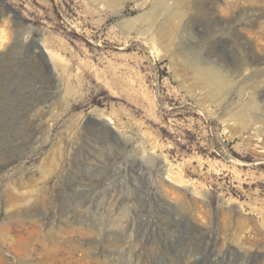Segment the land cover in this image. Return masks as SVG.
<instances>
[{"label": "rangeland", "instance_id": "obj_1", "mask_svg": "<svg viewBox=\"0 0 264 264\" xmlns=\"http://www.w3.org/2000/svg\"><path fill=\"white\" fill-rule=\"evenodd\" d=\"M84 254L264 264V0H0V264Z\"/></svg>", "mask_w": 264, "mask_h": 264}, {"label": "bare ground", "instance_id": "obj_2", "mask_svg": "<svg viewBox=\"0 0 264 264\" xmlns=\"http://www.w3.org/2000/svg\"><path fill=\"white\" fill-rule=\"evenodd\" d=\"M40 50H41V54L43 55V56H45L47 59H49L50 58V53H49V51H48V49L47 48H42V47H40ZM73 248H70L69 250H72ZM84 253V252H83ZM82 258H86V261L87 262H91V263H89V264H110V263H107L106 261H104V260H99V259H97L96 257H91V256H88L87 254H84V256L83 257H81V258H79L78 260H77V262H78V264H81V263H79V260H81ZM111 262V261H110Z\"/></svg>", "mask_w": 264, "mask_h": 264}]
</instances>
